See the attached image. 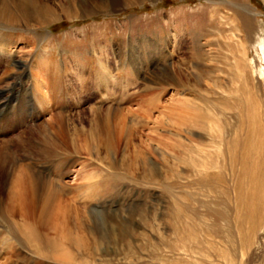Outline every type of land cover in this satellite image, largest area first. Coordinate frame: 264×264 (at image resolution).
<instances>
[{
	"label": "rangeland",
	"instance_id": "rangeland-1",
	"mask_svg": "<svg viewBox=\"0 0 264 264\" xmlns=\"http://www.w3.org/2000/svg\"><path fill=\"white\" fill-rule=\"evenodd\" d=\"M46 1L43 13L41 0H11L19 22H0V143L47 174L54 164L37 145L66 143V218L80 240L54 237L53 260L0 205V262L264 264V187L247 220L235 163L238 139L253 134L260 146L264 135V0ZM176 204L185 247L170 218Z\"/></svg>",
	"mask_w": 264,
	"mask_h": 264
},
{
	"label": "bare ground",
	"instance_id": "bare-ground-1",
	"mask_svg": "<svg viewBox=\"0 0 264 264\" xmlns=\"http://www.w3.org/2000/svg\"><path fill=\"white\" fill-rule=\"evenodd\" d=\"M10 1L11 0H3L2 5L0 2V5H1L0 6V22L1 23L4 22L8 24V26L16 25L19 22L17 18L18 16L14 15L11 12L10 10L11 8L9 9ZM41 1L43 2L41 3V5L36 4V3H35L36 5H34V7L37 10L39 8L38 11H41L44 13L46 7L48 9L52 8L47 3H45L46 0H41ZM61 1L66 6H68V4L70 6L71 4L70 2H68L69 0H61ZM72 2L75 4L76 0H72ZM14 9L16 8L14 7ZM239 16L241 19V27L243 28L244 32L248 34L250 31L249 19L247 18L248 16L245 13L243 14L241 11L239 13ZM44 19L48 21L49 17L44 18ZM259 47L264 57V39L263 38H260ZM249 122L251 121L249 120ZM242 123H245V122H242ZM251 126L253 125L251 124ZM263 132L264 131L262 130V133ZM261 138L262 139H261L260 146H259V143L254 140L253 134H251L250 137H248L245 140L238 139L237 143H235V148L240 149L239 152H240V158H241V159L238 158L235 163L237 165L238 161L240 160L242 163L240 164L242 168L240 172L241 185L238 188L239 195H240L239 199L242 200L244 205L249 209L250 213L247 216V220L251 219L250 216L253 214V212L255 213V210L257 209V199H256L257 193L259 197L261 195V190L264 187L263 186L264 185V135H261ZM67 142H69L68 144L72 146V143H73L72 139L67 140ZM65 145H66L65 142L62 144V146L55 142H49V143H46L42 147V149L40 148L41 150L39 149L40 147L39 145H37L38 147L36 149H35L36 144H34V147H32L33 150L34 149L39 150L37 152L39 156L45 159H50V162H53L54 164L53 166L55 167L54 168L55 170L53 173L47 174L39 170L38 171L34 170V167L32 166L33 164H30V163L21 164L20 161L17 159V157H15V155L11 152V150L8 149V145H6V143H0V192H2V195H3L0 205H3L7 209V215H8V208H9V214L13 218L20 217L27 226L31 227L34 231L38 233V235H40L39 236L40 240L43 242L44 247H45L44 248L45 253L48 255L49 254L52 255L53 260L54 259L56 260V258H58L57 252H58V246L60 245L58 244L59 242L55 238H58L59 240H62L68 243V247L74 244L76 241L80 240L79 238H76V233H77V231L75 230L76 228H73L71 226L72 223L70 224L66 218V216L69 215V212L71 211V204L65 200L64 192L66 190L68 191V188L71 189V187L64 181V174H63L62 169H60V168H64V165L66 164V162H68L66 158L64 160L61 159V156H62L61 153L62 151L65 150L64 149ZM67 149L68 148L66 146V150ZM231 149H232V146H231ZM217 177H218L219 182L222 183L223 177L221 175ZM8 188L10 190L9 201H8ZM69 192L71 191H68V193ZM222 202L223 201H221V203ZM8 204H9V207H8ZM211 212L213 213V216L215 217L217 222L227 221V217L224 214V211L221 212L220 210H216V211L211 210ZM170 218L175 223V225L173 224L174 227L173 226L171 227H173L174 233L178 235V239H179V243L181 247H185L188 239L184 236H185V233L188 232V226L184 225V222L186 220H185L183 206L182 205L180 206L178 204L174 205V209H173V212ZM196 228L197 227H194V226L189 228V233H192L191 235H189V238L190 240L191 239L195 240L199 247V245L202 246V243L201 241L199 242L196 232H198L200 227L197 229ZM215 231L221 232V227L219 226L218 223L215 225ZM48 232H51L50 233L51 235L53 233L54 236L53 235L50 236L46 234ZM19 234L23 235L25 234V231L20 230ZM72 235H75V241H73ZM121 238H123V236ZM81 239H82L81 248L87 249L89 244L86 242L84 238H81ZM7 243H4V245H6ZM95 243H97V241ZM1 262L0 264H8V262H5V263H1Z\"/></svg>",
	"mask_w": 264,
	"mask_h": 264
}]
</instances>
